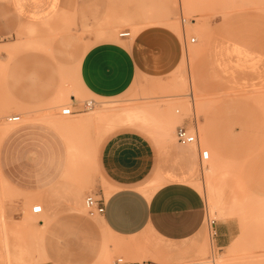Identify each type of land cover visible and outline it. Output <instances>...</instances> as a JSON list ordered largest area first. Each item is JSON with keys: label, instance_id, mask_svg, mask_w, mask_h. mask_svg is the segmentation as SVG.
<instances>
[{"label": "rangeland", "instance_id": "374dc122", "mask_svg": "<svg viewBox=\"0 0 264 264\" xmlns=\"http://www.w3.org/2000/svg\"><path fill=\"white\" fill-rule=\"evenodd\" d=\"M5 1L9 6L10 0ZM4 18L7 32L0 44L26 41L29 34L36 35L35 31L24 29L27 19L9 9ZM192 20L198 25L194 27L197 32L190 28ZM254 24L264 26V0H60L56 14L36 23L35 38L48 46L56 36L68 33L87 45L103 41L130 45L142 30L165 27L179 37L182 59L166 77L138 75L123 95L107 98L74 92L77 99L72 103L68 86L72 71L52 60L47 49L42 52L54 62L58 99L54 103H48L51 98L18 105L6 81L14 59L4 69L0 58V133L3 129L12 130L0 142V226L4 224V232L0 227V254H4L8 240L7 264H97L104 239V264H113L119 257L128 262L153 264H212L214 260L262 264L264 197L249 194L242 181L241 163L233 158L219 162V157L203 143L199 146L210 152V159L203 163L199 160L189 177L197 183L191 185L202 193L207 206L204 227L195 237L179 243L165 241L149 231L133 240L113 237L102 226L100 216L91 215L84 205L87 195L97 196L100 186L108 187L98 175V147L104 137L118 130L143 133L160 155L162 144H178L176 131L183 123L192 130L196 125L198 137L204 134L208 145L206 127L225 125L245 132L246 142L252 147L258 140L264 148V86L235 85L224 95L210 96L192 84L190 73L194 64L200 67L197 58L204 52L209 32L239 30L242 25ZM124 32L130 36L119 37ZM25 46L18 48L14 58L32 51ZM5 58L4 55V61ZM65 107L75 112L73 117L61 114ZM162 107L178 118L172 129L166 127L159 112ZM135 112L140 115H130ZM11 116H20V120L9 122L7 118ZM47 118L60 120L63 130L57 131ZM80 118L91 119L86 126L78 127L75 124ZM188 146L198 150L197 144ZM212 161L217 167L209 170ZM154 181L140 189L149 195L154 185L161 183ZM48 188L58 189L54 200L47 197ZM109 192L105 189L106 197ZM39 204L43 211L34 214L31 206ZM221 223L230 226L231 238L229 245L218 248L213 235L215 226Z\"/></svg>", "mask_w": 264, "mask_h": 264}, {"label": "crops", "instance_id": "0c3cea01", "mask_svg": "<svg viewBox=\"0 0 264 264\" xmlns=\"http://www.w3.org/2000/svg\"><path fill=\"white\" fill-rule=\"evenodd\" d=\"M59 1L10 0L6 6V1L0 0V39L7 32L4 15L8 9L27 19L24 29L33 30L37 35L35 24L56 14ZM36 35L29 34V39L20 42L39 43L41 47L27 48L32 51L13 58L7 70V87L18 105H32L53 98L50 103L58 98L56 86L59 81L54 62L42 52L47 49L52 60L72 71L68 81L72 103L77 99L74 92L107 98L123 95L138 75L166 77L182 59L179 37L165 27L142 30L130 45L115 41L87 45L76 35L68 33L56 36L48 46L36 39ZM205 45L204 52L197 58L200 67L194 64L190 70L192 84L202 92L218 97L235 85L246 88L264 86V26L242 25L239 30L211 31ZM182 126L188 127L187 123ZM116 129L118 127L111 131ZM11 131L8 130L2 139ZM244 133L235 126H207L205 134L210 145L204 134L199 137L212 154L219 157V162L233 158L241 163L242 181L249 194L264 197L263 144L256 140L252 147L246 142ZM198 152L170 141L162 144L160 155L146 135L133 129L118 130L104 137L97 153L98 175L108 186H100L97 193L105 203L104 212L99 215L104 229L113 237H130L131 240L149 231L173 243L186 241L200 233L207 206L202 193L191 185L197 183L189 178L199 162ZM154 180L161 183L154 185L155 189L146 195L140 188ZM105 189H110L108 197ZM47 190V197L54 200L58 189ZM41 207L43 211L42 204ZM40 225L43 226L41 220ZM229 228L226 223L215 226L213 240L218 248L229 245ZM5 236L7 239L6 230ZM6 247L8 240L7 246L4 244V254H0V264H7L10 259Z\"/></svg>", "mask_w": 264, "mask_h": 264}, {"label": "bare ground", "instance_id": "6f19581e", "mask_svg": "<svg viewBox=\"0 0 264 264\" xmlns=\"http://www.w3.org/2000/svg\"><path fill=\"white\" fill-rule=\"evenodd\" d=\"M191 7V9H193V7L192 6H190ZM190 28H194V27H197L196 26V22H195V20H192L191 22H190ZM180 27H178L177 26V31H178V33L180 34V29H179ZM189 29V28H188ZM195 29V31L197 32L198 31V29H196V28H194ZM194 29H192V30H194ZM189 30H191V29H189ZM201 32H202V30H201ZM198 34H200V33H198ZM119 37H120V35H119ZM38 42V41H37ZM33 43V42H32ZM32 43H30V42H20V41H18V42H12V43H5V44H0V58L3 60V68L5 69L6 68V66L8 65V63H9V61H11L12 60V58H14L15 56H16V54H17V50H19L18 48L19 47H23L25 44H26V46H25V49H27V48H35V49H38V48H40L41 46L39 45V43L38 44H32ZM35 43H36V41H35ZM42 49H44L43 47H42ZM187 51V50H186ZM195 53V52H194ZM6 56V58H5V61H4V59H3V56ZM60 95H61V91H60ZM59 95V96H60ZM58 99V98H57ZM53 101V100H52ZM55 102V101H54ZM53 102V103H54ZM91 109V108H90ZM162 109V110H161ZM159 112L160 113H162V115H163V120H164V122H165V124H166V127L167 128H170V129H172L173 127H174V121L176 120V119H178L177 118V116L176 115H174V113L172 112V111H170V110H168V108H160L159 109ZM130 115L132 116H138V115H140V112H135V113H130ZM72 117H73V114H72ZM91 118H80V119H78L76 122V126H78V127H82V126H86L87 124H88V122H89V120H90ZM47 121H48V123L51 125V126H53L55 129H57L58 131H62L63 130V126H62V122L60 121V120H53V119H51V118H47ZM8 130L7 129H3L2 131H1V133H0V140L2 139V137L6 134V132H7ZM199 139H198V144H204L205 145V142L204 141H201V139H200V137H198ZM70 144V143H69ZM73 147L71 146V144H70V149H72ZM71 154H72V151H71ZM222 164V163H221ZM210 169L209 170H211V169H213L214 168V166H216V163L214 162V161H212V162H210ZM217 165H218V163H217ZM224 165V164H223ZM217 167V166H216ZM223 167V166H222ZM225 167V166H224ZM208 169V168H207ZM205 170V169H204ZM215 172H216V170H214ZM210 173H212V172H210ZM4 184V183H3ZM7 185V184H6ZM39 205H41V204H39ZM35 205H33V206H31V209L33 210V207H34ZM33 212V211H32ZM217 212V211H216ZM40 214V213H39ZM223 214V213H222ZM27 220V223H32L33 224V222L31 221V219L30 218H27L26 219ZM4 221V220H3ZM1 227V226H0ZM2 231L4 232V224L2 223ZM6 242V241H5ZM106 253H107V251H106V248H104L103 250H102V252H101V254L99 255V257H98V261H97V264H104V260H105V258H106ZM226 260H221V261H217V260H214V261H212V262H215V264H226V262H225ZM210 262V261H209ZM208 263V262H207ZM202 264H206V263H202ZM209 264V263H208Z\"/></svg>", "mask_w": 264, "mask_h": 264}, {"label": "built area", "instance_id": "2783aa9c", "mask_svg": "<svg viewBox=\"0 0 264 264\" xmlns=\"http://www.w3.org/2000/svg\"><path fill=\"white\" fill-rule=\"evenodd\" d=\"M130 33L129 32H124L120 34V37H129ZM195 39H191V42H194ZM191 99L193 98V95L191 94ZM75 112L70 108V107H65L61 110V114L63 116H70L74 114ZM7 120L9 122H17L20 120V116H11L8 117ZM194 121L196 122V117H194ZM176 140L177 143L181 145H192V144H197L198 145V130L195 125L194 129H190L187 126H181L177 129L176 131ZM198 151H199V160L201 163L207 161L210 159V152L208 150H201V147L198 145ZM207 152V158H205L204 153ZM84 205L86 210L91 214H97L101 215L104 212L105 209V203L103 198H99L98 196H92V195H87L84 201ZM39 209V211H36V209ZM33 213L34 214H39L42 212V207L41 205H35L33 207ZM113 264H153L150 261H143L141 263H134V262H128L125 261L122 257L116 258L113 262Z\"/></svg>", "mask_w": 264, "mask_h": 264}, {"label": "snow or ice", "instance_id": "6c2138e0", "mask_svg": "<svg viewBox=\"0 0 264 264\" xmlns=\"http://www.w3.org/2000/svg\"><path fill=\"white\" fill-rule=\"evenodd\" d=\"M207 152L204 153L205 158H207ZM36 211H39V209L37 208ZM74 264H90V262L87 261H76L74 262ZM212 264H215V262H212ZM262 264H264V262H262Z\"/></svg>", "mask_w": 264, "mask_h": 264}]
</instances>
